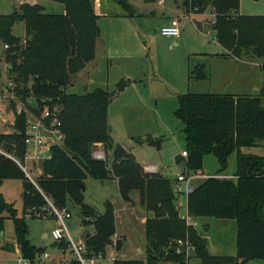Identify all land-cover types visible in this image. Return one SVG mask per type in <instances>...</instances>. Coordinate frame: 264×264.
<instances>
[{
  "label": "trees",
  "instance_id": "obj_1",
  "mask_svg": "<svg viewBox=\"0 0 264 264\" xmlns=\"http://www.w3.org/2000/svg\"><path fill=\"white\" fill-rule=\"evenodd\" d=\"M36 3H23L8 15H0V46L8 68L14 92L23 102L33 99L37 107L27 110L39 117L44 106L59 109V132L62 145L50 149V158L41 163L42 174L33 185L25 173L11 160L0 156V185L4 180L22 182V216L0 193V235L5 220H10L16 244L23 260L34 264L43 253L26 239V218L46 217L47 206L42 194L58 209L69 202L80 210L86 226L93 233L84 236L90 253H104L107 247L120 251L121 241L115 235L114 208L104 204L99 214L84 203L80 185L87 179L104 183L116 180L120 198L132 203L131 192H137L138 203L151 213L144 223L145 259L119 260L113 264H186L182 253H176L177 241H187L194 247L195 264H246L264 260V156L244 153L264 142V94L234 96L223 94H191L177 97L174 117L184 125L186 171L201 172L203 158L212 154L218 161L215 176L192 186L186 195V211L192 218L233 219L236 221V251L234 257L211 256L207 241L192 226L186 224L177 209L176 181L160 174H149L129 153L115 165H108L114 149L107 119L110 98L116 97L129 84L121 80L113 93L96 89L83 95L66 93L74 75L94 59L95 43L100 34L91 0H47L62 4L63 14L46 13ZM132 15L128 0H112ZM240 0H184L185 12L196 9L202 14L207 8L214 12L211 30L224 49L221 57L242 60L247 57L264 60V15L239 14ZM24 25V37L12 34L15 24ZM264 70V65L262 66ZM189 79L204 81L207 75L202 65L189 72ZM26 113H16L13 130L0 133V145L21 159ZM160 149V140L147 136L136 140ZM104 148L105 160L92 157L93 147ZM235 153L233 179L217 178ZM112 161V160H111ZM110 161V163H111ZM49 218H53L50 216ZM61 249L64 243L57 244ZM68 264H79L71 260Z\"/></svg>",
  "mask_w": 264,
  "mask_h": 264
},
{
  "label": "rangeland",
  "instance_id": "obj_2",
  "mask_svg": "<svg viewBox=\"0 0 264 264\" xmlns=\"http://www.w3.org/2000/svg\"><path fill=\"white\" fill-rule=\"evenodd\" d=\"M166 1L169 4L172 2V0ZM91 3L94 6L95 0H91ZM129 3L134 6V12L131 16L116 3H113L109 10V18L98 22L101 39L105 41L108 38V44H106L108 50L102 55L103 59L99 53L97 60L102 67L101 73L104 75L100 79L96 78L98 72L97 75L93 76L97 82L101 80L103 89L107 88L108 92L113 93L116 84L121 81L118 78L115 84L113 83L115 79L122 72L131 71L134 68V65L130 64L134 58L140 59V62L143 63V71H146L142 80L147 77L146 81L151 85L152 91H158L161 97L155 101H142V107H126L122 105L121 100H116L113 103L110 101L112 105L110 106L108 124L111 138L116 142L115 144L126 146L129 153L134 155L141 166L146 167L149 164H154L159 172L155 174H160L174 182L176 181L175 173L173 175L168 170L169 166L177 170L172 154L179 152L185 144L184 125L173 114L178 106L175 93L181 95L193 93L255 96L262 91L264 94V70L262 69L264 60L251 58L237 64L224 60L221 57L224 49L218 44L215 33L211 30L214 18V12L211 8H207L199 18L189 17L184 9L182 13L184 17L172 18L180 21V37L174 41L172 38L163 37L160 34V28L167 16L159 18L156 13L144 18L138 17L135 6L141 5V0H129ZM38 4L47 13L57 14V10L62 8L61 4L47 0H41ZM17 6V0H0V15L11 14ZM239 8L242 15H264V0H240ZM23 30L24 25L17 23L13 27V34L22 37ZM207 33H210V37H207ZM174 43L177 45L174 46ZM3 51V46H0V114L2 115L0 133L5 134L12 132L16 113L22 111L30 117L32 113L27 108H35L37 104L33 99L27 98L23 102L16 96L13 90L14 86L9 85L12 81L7 72ZM126 62L127 65H125ZM255 63L258 67L254 65ZM197 65L203 66L207 75L206 80L189 79V73L188 75L185 74L183 68L188 67V70L192 71ZM106 72L108 74L107 79L105 78ZM85 79V72L74 75L66 93L86 94L87 92L83 89ZM147 136L160 140V149L157 150L154 146L136 141L145 139ZM59 145L61 146L62 143L60 142ZM99 151L105 154L103 146L97 144L93 147L92 157ZM243 152L264 156V142L260 141L257 143V147L246 148ZM109 155L111 156V153ZM111 160L112 158L108 160L109 167ZM40 165L41 163L30 162L26 164L30 176L28 179L32 184H36L37 178L42 174ZM235 167L236 155L232 153L228 158V165L224 174H234ZM218 169V161L212 154L204 156L202 176L213 177ZM200 181L201 178L192 181V186ZM179 184L183 187L185 182ZM22 192L20 180H4L0 185V193L6 202L14 205L19 217L22 216ZM135 193L137 194V192ZM133 194L131 192L130 196ZM83 197L84 203L94 208L99 214L104 212L106 202L113 206L116 231L124 236L121 239L120 251H114L117 259L134 260L145 257V255L138 253V249H142L145 245L144 224L140 222V210H133L128 203L123 202L115 180L110 179L101 183L87 179ZM177 202L179 203V200ZM179 209L183 213L184 205ZM66 210L71 214V219L66 221V225L72 235L84 237L93 233L92 226L84 224L77 206L69 202ZM46 213V217H40L41 219L26 218L28 226L26 239L31 245L43 250V253L34 260V264H68L72 260V256L68 250L63 252L51 237L50 232L57 226V222L53 218H49L48 212ZM209 219L212 220L213 218ZM206 220L203 218L197 221L200 231H202L203 221ZM215 233L216 228L213 226L209 233L213 245H216L218 241H223L228 248L233 236L232 228L228 226L223 230L221 229L220 233H223V236L221 234L214 236ZM44 254H48L49 258L42 261ZM0 264H30L28 261L22 260L20 256L10 220H5L4 230L0 235Z\"/></svg>",
  "mask_w": 264,
  "mask_h": 264
},
{
  "label": "crops",
  "instance_id": "obj_3",
  "mask_svg": "<svg viewBox=\"0 0 264 264\" xmlns=\"http://www.w3.org/2000/svg\"><path fill=\"white\" fill-rule=\"evenodd\" d=\"M17 1H18V6L16 7V9H18V7L23 3H29V4L36 3L35 0H17ZM179 1L180 2H178L177 0H172L171 4H169L166 0H141V5L135 6V8H136L135 12H136V15L138 17H141V18L151 16V15L156 14V13H157L156 16H158L159 18H164L167 16L166 21L163 24V26H164L169 22L170 19H172L176 16H179L180 18H182V16L184 17V15L182 14L183 9H184V7L182 6L183 1L182 0H179ZM113 3H115V2L112 0H95L96 5L94 4L93 9H94L95 14L99 17L97 20V24L100 20H104V19L109 18V10L112 6L111 4H113ZM128 3H129V0H128ZM131 7L133 8L134 6L131 5ZM239 10H240V8H239ZM57 11H58L57 14H63L64 13L63 5H62V8L58 9ZM185 13L187 15V12H185ZM239 14H241L240 11H239ZM201 15L202 14H194L192 17L199 18V16H201ZM12 34H13V29H12ZM100 34H101V31H100ZM100 34H99V37L97 38L96 43H95L94 59L91 62H89L82 71H80V72H85V74H86V79L84 81V85H83L84 88L83 89L87 93H90L96 89H103L101 80L98 82L96 81L97 79H100V77H102V75H104V73L103 74L101 73L102 67L99 65L97 60H98V54L99 53L101 54V59H103L102 55L106 52V50H108L106 47V44H108V38L105 37L106 39L104 41V39H101L102 37ZM16 37H19V36H16ZM23 37H24V30H23V36L19 37V38H23ZM173 40L176 41V39H173ZM175 45H177V44L174 43V46ZM222 58L226 61L236 63V64L251 59V57H247V58H244L242 60H236L232 57H222ZM130 64L134 65V68L131 71L122 72V74L115 79V82H113L116 84L117 83L116 81L119 78L120 80H126V81L128 80L129 84L120 94H118L116 97L112 98V100H111L112 103L115 102L116 100H121L122 105H125L126 107H142V105H143L142 101L159 100L161 95L158 94V91H156V92L152 91L151 85L149 84V82L146 81L147 77L142 80L146 71H143L144 67H143V63L140 62V59L134 58L133 61L130 62ZM125 65H127V62L125 63ZM254 65H256V63ZM183 69H185V74L188 75V73L190 72L188 70L189 68L187 67V68H183ZM97 72L99 73L98 75L96 74ZM95 74L97 75L96 80H95V76H93ZM107 75L108 74L106 72V76H105L106 79H107ZM104 90H107V88L106 89L104 88ZM175 94H176V98L179 95H181V94H177V92ZM191 94H193V93H191ZM223 95H228V94H223ZM232 95L240 96L241 94H232ZM111 105L112 104L110 103L108 106V110H107L108 121H109L110 106ZM113 143L115 146L116 142L113 141ZM122 146L127 150L126 146H124V145H122ZM127 152L129 153L128 150H127ZM182 152H184V147L179 152L173 153L172 155L175 156L177 153L182 154ZM111 154H112V152H111ZM132 156L134 157V155H132ZM134 159H135V157H134ZM149 165L155 166L156 172H158V168L156 165H154V164H149ZM141 167L144 170L145 167L144 166H141ZM168 170L173 175L175 173L176 179L179 175H181L178 168H177V170H175L173 167L169 166ZM198 173L200 175L196 179L198 180L201 178V181L199 183H197V184H200L201 182H203L208 177L202 176L201 172H198ZM224 173L220 176L226 177V179H233L234 174L225 175ZM185 186H186V184L183 186V188ZM133 193L134 194L131 196L133 204L132 205H131V203H128V204H129L131 209H133V210L139 209L140 210V213H141L140 222L144 224L146 218L151 217L152 215H151V213L146 212L144 207L138 203V194H136L135 192H133ZM177 196H178V200H179V203L177 202V206L180 208L184 205V208H185L186 207V196L183 195L182 193L177 195ZM199 219H203V218H192L191 217V220L196 223L194 228L196 229L197 233L207 241L208 253L211 256H217V257H234V256H236V254H237V251H236V231H237L236 221L233 219H216V218H213L212 220H210L209 218H206L207 220L203 221V224H202V231H200L198 229L199 224L197 222ZM213 226L216 228V233L214 234V236H217V235L220 236V234H221V236H223V233H220L221 229L223 230L228 226H230L232 228L233 236L231 238V244L228 246V248H226V245L223 241H218L216 243V245H213V242L211 241V235H209ZM44 237H46V235H44ZM122 237L124 238L123 235L118 234L116 231L115 235L112 237V241L115 242L117 239L121 241ZM138 251H139L138 253L140 255H145V245L143 246L142 249L139 248ZM106 252L110 254V253H112V249L110 247H107ZM144 259H145V257L142 259H134V260H144ZM129 260H133V259H129ZM163 264H175V263H163ZM246 264H264V260H251V261L247 262Z\"/></svg>",
  "mask_w": 264,
  "mask_h": 264
},
{
  "label": "built area",
  "instance_id": "obj_4",
  "mask_svg": "<svg viewBox=\"0 0 264 264\" xmlns=\"http://www.w3.org/2000/svg\"><path fill=\"white\" fill-rule=\"evenodd\" d=\"M196 12V9L193 11L187 12L189 17H192ZM178 19H171L169 22L160 28V34L163 37L178 39L180 37V25ZM214 22V20L212 21ZM207 37H210V33H207ZM4 50L8 47L4 46ZM9 66H7L8 70ZM8 72V71H7ZM11 82V81H10ZM10 86L13 87V84L10 83ZM59 109L54 107L49 109L48 106H44L41 115L35 117L33 114L31 116L26 115V127L23 138L24 146V155L21 159L19 156L14 154V152H8L2 148L0 145V156H3L12 162H14L24 173L28 175L26 168L27 163H42L50 158V149L53 146H59V143L62 142V135L59 132L60 122H59ZM0 120H2V115L0 114ZM182 156L186 157V152H182ZM93 158L96 160H105V154L101 151L93 154ZM146 173H156V167L153 165H147L144 168ZM199 173H192L187 175H179L176 179L175 192L177 195L183 194L187 195L190 187H192V181L199 177ZM217 178H225L217 176ZM185 182L186 186L183 188L179 183ZM35 186L36 184L33 183ZM47 206L43 208V211L48 212L50 216L57 222V226L53 228L50 232L51 237L57 244L64 243L65 247H62L61 250L64 252L68 250L72 256V260L76 261L79 264H107L114 263L117 259L115 257V252L112 249V253H90L87 250L85 239L80 235H72L69 232V229L66 225V221L71 219V214L66 209H58L53 205L51 200L43 195ZM182 208V207H180ZM179 214L182 219L186 221V224L192 227H195L196 223L191 220L189 217L186 207L184 212L181 213L179 207L177 206ZM47 214V213H46ZM45 217V216H44ZM176 253H182L186 259V264H191L194 262L192 255L194 253V247L189 244L187 241H177ZM48 254L43 255L42 261L47 260ZM23 260V259H22ZM195 264V262L193 263Z\"/></svg>",
  "mask_w": 264,
  "mask_h": 264
},
{
  "label": "water",
  "instance_id": "obj_5",
  "mask_svg": "<svg viewBox=\"0 0 264 264\" xmlns=\"http://www.w3.org/2000/svg\"><path fill=\"white\" fill-rule=\"evenodd\" d=\"M257 93V91H256ZM112 99H110L111 101ZM129 153L127 152V150L120 144H115L114 149L112 151L111 154V165H115L116 163H118L120 160H122L123 158H125ZM173 162L174 165L179 169L180 174H184L186 171V158L182 156V154L178 153L173 157ZM82 191H84V185H80ZM192 190V187H190V190L188 193H190Z\"/></svg>",
  "mask_w": 264,
  "mask_h": 264
}]
</instances>
